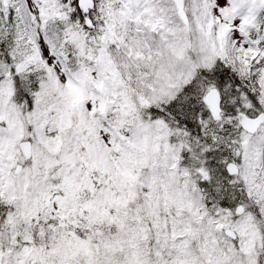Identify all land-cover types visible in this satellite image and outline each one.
<instances>
[{"label": "snow or ice", "instance_id": "1", "mask_svg": "<svg viewBox=\"0 0 264 264\" xmlns=\"http://www.w3.org/2000/svg\"><path fill=\"white\" fill-rule=\"evenodd\" d=\"M0 264H264V0H0Z\"/></svg>", "mask_w": 264, "mask_h": 264}]
</instances>
